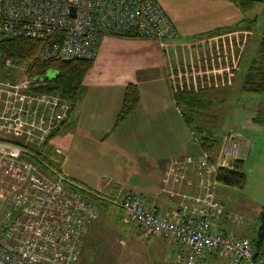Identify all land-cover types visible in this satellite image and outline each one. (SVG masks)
<instances>
[{
  "label": "built area",
  "instance_id": "2783aa9c",
  "mask_svg": "<svg viewBox=\"0 0 264 264\" xmlns=\"http://www.w3.org/2000/svg\"><path fill=\"white\" fill-rule=\"evenodd\" d=\"M0 34L41 41L40 64L95 61L107 36L180 38L160 0H0ZM50 85L43 76L19 81L0 72V264H75L100 202L121 209L145 236L178 242L179 264H206L212 255H226L227 264H264V251L257 258L252 241L214 228L220 219L236 225L244 219L216 199L220 183L211 177L213 163L205 156L169 165L168 181L188 179L194 163L200 169L201 194L185 196L197 207L185 205L176 218L157 215L134 193L86 189L50 165L38 148L48 144L72 109L65 97L40 91ZM240 150L241 136L228 133L215 169L234 170Z\"/></svg>",
  "mask_w": 264,
  "mask_h": 264
},
{
  "label": "crops",
  "instance_id": "0c3cea01",
  "mask_svg": "<svg viewBox=\"0 0 264 264\" xmlns=\"http://www.w3.org/2000/svg\"><path fill=\"white\" fill-rule=\"evenodd\" d=\"M234 7L238 9L235 4ZM168 41L105 37L98 58L83 81L75 109L65 126L52 138L51 148L57 147L62 153H54L53 149L50 155L45 154L46 150L41 152L75 183L80 182L91 190L109 195L134 193L145 198L148 207L157 215L176 218L174 215L182 212L185 205L189 208L197 207L196 203L188 201L186 197L201 194L200 175H197V169L193 167L189 170V180L169 178L168 181L166 173L169 165L175 159L207 155H200L192 148L187 152L193 138L190 141L184 131L183 126L186 124L180 108L173 100L168 71L172 65H197L198 62L184 45L176 42L171 46ZM232 72L236 74L234 68L229 72L223 68V73L230 75V79ZM129 84L138 87L140 102L130 115L118 122ZM225 89L223 93H227ZM49 144L50 141L46 146ZM81 145L90 147V150L80 152L83 151ZM242 155L241 149L239 158L243 159ZM118 156H126L125 163L117 165ZM215 164L211 171L213 179L217 171ZM116 209L124 215L121 209ZM101 210L99 205V215ZM225 222L224 219L218 220L214 228L217 224V229L225 230ZM235 235L246 238L240 234ZM164 242L160 256L165 260L170 254L177 253L179 256L182 247L178 242L171 239ZM172 243L178 246L176 252L170 251ZM227 263L226 255H212L206 260V264Z\"/></svg>",
  "mask_w": 264,
  "mask_h": 264
},
{
  "label": "rangeland",
  "instance_id": "374dc122",
  "mask_svg": "<svg viewBox=\"0 0 264 264\" xmlns=\"http://www.w3.org/2000/svg\"><path fill=\"white\" fill-rule=\"evenodd\" d=\"M161 3L180 33V38L175 42L168 41V45L173 46L176 42L184 45L198 62L197 65H172L182 68L179 72L182 82L202 90L196 93L199 98L203 96V109L192 112L185 108V111L189 117H194L193 124L198 132L217 142L213 152L203 154L192 137L193 133L185 125L183 127L188 139L192 141L193 138L187 152L190 148L195 149L198 154L207 155L205 157L215 164L226 145L228 133L242 135L241 149L246 162L247 186L245 189H235L218 185L215 196L226 205L228 211L244 219L240 225L224 220V229L253 241L264 210V125L256 124L253 119L264 117V94L245 92L244 88L246 80L250 79L253 62H258L263 56L264 0L255 3L246 13L236 9L229 0H161ZM223 68L228 72L234 68L236 74L232 72L230 79V75L223 73ZM0 72L19 81L35 76L30 72L29 64L3 63L1 59ZM56 74L54 70H49L43 78L52 81ZM252 78V81L258 82L254 74ZM224 88H227V93H223ZM49 145L41 148L40 152L46 150L45 154L50 155L53 149L56 153L57 147L51 148L52 140ZM80 148H83L80 151L82 153L90 150V147L83 145ZM200 157L204 156L194 158ZM126 160V156H118L116 163L119 165ZM193 167L199 175L200 169L195 163L190 169ZM77 184L89 189L80 182ZM75 190L83 193L79 189ZM100 207L99 220L90 227L83 251L75 264H179L177 253L170 254L167 260L160 256L167 239L145 236L138 225L127 220L110 204L100 202ZM177 249V244L172 243L170 251L176 252Z\"/></svg>",
  "mask_w": 264,
  "mask_h": 264
},
{
  "label": "trees",
  "instance_id": "16d2710c",
  "mask_svg": "<svg viewBox=\"0 0 264 264\" xmlns=\"http://www.w3.org/2000/svg\"><path fill=\"white\" fill-rule=\"evenodd\" d=\"M161 1V0H160ZM242 13H246L250 11L255 5V3L260 0H230ZM166 11V9H165ZM169 15V13L166 11ZM169 18L172 20L171 16ZM263 47H264V41ZM43 43L34 39L27 38H6L0 34V59L1 61L7 62L10 61L14 64H29L30 72L38 77L44 76L49 70H54L57 74L52 79L51 85L40 89V91L47 92L49 94H57L68 99L72 106L73 110L75 109V104L79 99L83 81L89 71L93 68L95 61L89 60H73L70 63L65 61H54L46 64H40L36 58L39 50L41 49ZM263 56L261 59L256 62H253L252 72L250 75V79L246 80L245 92L253 93V94H264V49ZM169 78L172 85V93L173 100L177 107L181 110L182 118L188 127V129L193 133L195 141L198 143L199 148L203 152V154H210L215 149L217 142L211 139L208 136L203 135L196 130V126L193 124L194 117H189L185 111L187 108L190 111H196L197 109H203L205 106L201 101L202 98L198 97V93L202 91L201 89H197L184 83L179 79L180 71L182 68L180 67H169ZM253 74L258 79V82L252 81ZM207 91V88H206ZM140 102V92L136 85L129 84L126 87L123 107L121 112L117 118L118 122L123 121L128 115H130L138 106ZM72 110V111H73ZM72 112H70L71 114ZM70 114L66 120V122L56 130L48 139V143L52 140L53 136L65 126L67 123ZM191 118V119H190ZM254 122L260 126L264 125V117L259 116L255 117ZM199 137L197 136V134ZM197 137V138H195ZM40 156L44 158L47 162L50 163L53 167L59 169L58 165L53 161L48 159L41 152ZM212 162V161H211ZM60 170V169H59ZM214 179L219 183L235 188V189H245L248 182V175L246 172V162L245 160L239 158L235 164L234 170H226V169H217ZM260 228L256 234V238L252 241L255 251L256 257H260V255L264 251V210L261 212L260 216Z\"/></svg>",
  "mask_w": 264,
  "mask_h": 264
},
{
  "label": "water",
  "instance_id": "95a60500",
  "mask_svg": "<svg viewBox=\"0 0 264 264\" xmlns=\"http://www.w3.org/2000/svg\"><path fill=\"white\" fill-rule=\"evenodd\" d=\"M65 62H67V63H70V62H71V60H67V61H65Z\"/></svg>",
  "mask_w": 264,
  "mask_h": 264
}]
</instances>
